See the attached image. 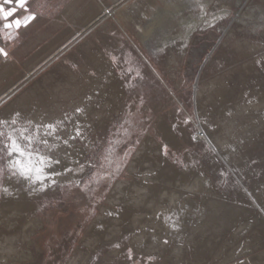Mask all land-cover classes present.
<instances>
[{"label": "rangeland", "instance_id": "1", "mask_svg": "<svg viewBox=\"0 0 264 264\" xmlns=\"http://www.w3.org/2000/svg\"><path fill=\"white\" fill-rule=\"evenodd\" d=\"M27 3L29 12L36 18L27 27L12 30L11 40H6L5 32H0V47L8 52L7 58L0 56V119L10 120L14 113L20 112L25 117L20 115L19 118V124L23 125L26 119L42 123L35 116L48 117L55 122L65 119L68 114L74 122L65 121L66 129L59 134L67 139L74 132L76 121L83 124L85 140L78 138L74 141L79 148L82 147V154L86 153L79 161L85 168L82 173L70 172L67 179L58 180L59 184L49 186L43 192L32 191L24 181L10 178L7 159L0 158V169L3 170L0 174V215L4 208L2 189L7 181L22 185L23 191L30 195L27 203L24 201L26 206L22 212L3 214L4 220L0 222V264H253L258 255L264 260V108L260 104L261 101L264 107V0H209L207 16L196 9L194 0H27ZM0 4H4V0H0ZM4 7L9 5L4 4ZM91 13H96V17L90 21L87 17ZM25 14L20 9L16 15L22 17ZM213 15L216 17L212 20L214 26H209L206 21ZM2 23L0 21V27ZM54 40L55 45L52 44ZM103 66L107 68L104 75L101 71ZM9 68L15 71L12 73ZM211 82L223 84L229 96L223 99L215 92L213 98L207 97V93L212 92ZM197 89L203 94L207 90L203 98H199L201 105H205L200 106L201 111L197 108ZM253 93L256 95L252 96ZM26 96L29 102L34 97L33 110L29 108L31 103L25 101ZM95 98L99 101H94ZM19 100L20 103L25 102L20 104L24 108L18 107ZM240 103L248 107L232 114L231 110L239 107ZM34 106H38V110ZM40 107H45L44 111H40ZM77 108H83V113L76 114ZM26 112L28 114L25 115ZM244 112L247 113L245 119ZM233 115L238 117L235 119L238 122H231ZM226 116L231 119L224 121ZM125 120L130 123H125ZM162 121H167L165 123L174 129V134L177 132L178 144L169 143L165 138L161 125H158ZM252 125L254 130L250 127ZM68 126L71 131H68ZM230 126L232 129L228 128ZM124 129L128 130V136L124 135ZM205 133L209 137L211 133L214 135L213 142L204 138ZM148 137L155 145H161L164 151L167 146L166 162L171 167L187 170L195 178L204 176L210 180L208 189L211 192H205L203 185L193 192L197 208L191 213L193 221L188 218L183 227L187 231L192 227L189 230L192 234L183 229V235L164 240V250L162 246V249H150L137 243L133 235L138 229L133 228L131 222L120 223L121 230L111 234H107L112 230L109 226L99 232L91 230L97 218L110 216L114 219L110 209L121 208L109 197L113 194L111 189L120 183L140 180L131 167H136L133 159ZM222 139H227L226 143ZM116 141L122 142L116 144ZM110 146L115 148V152L109 166L104 156ZM75 148L73 152H76ZM130 148V155L126 160L122 159ZM57 149L51 153L56 157L62 153L60 147ZM230 151H235L232 156ZM79 164L72 168L78 169ZM89 164L95 167H89ZM93 173L104 174L106 178L89 184L88 189L83 190ZM77 181L80 182L79 187L76 186ZM210 196L213 197L208 199ZM207 203L209 214L204 218V204ZM104 231L106 236L100 234ZM108 239L112 240L109 242ZM128 249H132L131 260Z\"/></svg>", "mask_w": 264, "mask_h": 264}, {"label": "bare ground", "instance_id": "2", "mask_svg": "<svg viewBox=\"0 0 264 264\" xmlns=\"http://www.w3.org/2000/svg\"><path fill=\"white\" fill-rule=\"evenodd\" d=\"M76 2V1H75ZM78 2H79V0H78ZM209 3V0H206V5ZM78 4V3H77ZM96 4V3H95ZM94 4V5H95ZM98 4V3H97ZM93 5V6H94ZM70 7H71V4L69 5ZM76 7V6H75ZM100 7H101V5H100ZM98 8V7H97ZM96 8V9H97ZM67 9V8H66ZM72 9V7L70 8V10ZM74 9V8H73ZM92 9V8H91ZM140 9V8H139ZM65 11H68V9L67 10H65ZM98 11H100V10H98ZM140 11V10H139ZM93 12V11H92ZM69 13H70V11H69ZM73 13V12H72ZM89 13H90V11H89ZM97 13V12H96ZM95 13V14H96ZM65 14V13H64ZM71 14V13H70ZM94 13H91V14H87L88 15V17H87V20H92L94 17H96V15H95ZM98 14V13H97ZM69 15V14H68ZM68 15H66L67 17H68ZM77 15V14H76ZM86 15V14H85ZM84 16V15H83ZM62 17V16H61ZM81 17V16H80ZM85 17V16H84ZM76 18V17H75ZM62 19V18H61ZM68 19V18H67ZM69 19H70V16H69ZM68 19V20H69ZM80 19V18H79ZM83 19V18H82ZM78 20V19H77ZM85 22H87L86 20H85ZM70 26V25H69ZM68 29H69V27H68ZM62 35V34H61ZM60 34H59V36H61ZM63 36V35H62ZM61 36V37H62ZM68 37V36H67ZM53 42V41H52ZM248 42V41H247ZM55 40H54V42L52 43V44H54L55 45ZM239 44H240V42H239ZM251 45V44H250ZM249 45V46H250ZM53 46V45H52ZM51 46V48H53ZM49 47H50V44H49ZM49 47H46L45 49H50ZM261 47V46H260ZM45 49L44 50H42V52L43 51H45ZM39 52V51H38ZM38 52H37V54H38ZM46 52H49V51H46ZM243 52V51H242ZM246 52V51H245ZM262 52V51H261ZM36 54V55H37ZM42 54H45V52L44 53H42ZM42 54H39V55H42ZM96 54V53H95ZM252 55V54H251ZM45 56V55H44ZM33 58V57H32ZM37 58V57H36ZM254 58V57H253ZM34 60V59H33ZM35 60H37V59H35ZM99 61L101 60V59H98ZM256 60H258V59H256ZM104 61V60H103ZM254 61V60H253ZM31 62V61H30ZM103 63V62H102ZM102 63H98V64H102ZM247 63V62H246ZM248 63H249V61H248ZM258 63V62H257ZM32 64V63H31ZM34 64V63H33ZM106 64V63H105ZM108 64V63H107ZM28 65V64H27ZM35 65V64H34ZM112 65V64H111ZM102 66V65H101ZM106 66V65H105ZM105 66H103L100 70L101 71H104V72H102L103 73V75H104V73H106L107 72V70H105V69H107ZM239 66V65H238ZM19 67V66H18ZM99 68H100V65L98 66ZM107 67H108V65H107ZM250 67H251V64H250ZM97 68V67H96ZM109 68V67H108ZM238 68V67H237ZM110 69V68H109ZM113 69V68H112ZM9 70L10 71H12V73H13V70H11V68H9ZM9 70L7 71V73H9ZM115 70V69H114ZM238 70V69H237ZM15 71V70H14ZM72 71V70H71ZM100 72V71H99ZM101 73V74H102ZM108 73H110V72H108ZM112 73V72H111ZM110 73V74H111ZM239 73V72H238ZM100 74V75H101ZM107 74V73H106ZM8 75V74H7ZM98 75V74H97ZM111 75H113V74H111ZM5 76H6V74H5ZM102 77V76H101ZM105 77H107V75L105 76ZM115 77V76H114ZM221 77V76H220ZM103 78V77H102ZM101 78V79H102ZM228 78V77H227ZM100 79V78H99ZM98 79V80H99ZM111 79H113L112 77H111ZM226 79V78H225ZM229 79V78H228ZM72 81V80H71ZM83 81V80H82ZM97 81V80H96ZM101 81V80H100ZM103 81V80H102ZM79 82V81H78ZM90 82H92V81H90ZM89 82V83H90ZM104 82H105V78H104ZM109 82V81H108ZM116 82V81H115ZM218 82H220V81H218ZM44 83V82H43ZM64 83V82H63ZM70 83V82H69ZM68 83V84H69ZM84 83V82H83ZM93 83V82H92ZM98 83H99V81H98ZM101 83V82H100ZM103 83V82H102ZM110 83V82H109ZM113 82H111V84H112ZM237 83V82H236ZM243 83H245V82H243ZM59 84V83H58ZM117 84V83H116ZM208 84H210V83H208ZM254 84V83H253ZM37 85V84H36ZM65 85V84H64ZM87 85H89V84H87ZM92 85V84H91ZM106 85V84H105ZM234 85V84H233ZM236 85V84H235ZM256 86H257V84H255ZM38 86V85H37ZM86 86V85H85ZM99 86V85H98ZM100 86H102V85H100ZM253 86V85H252ZM263 86V85H262ZM36 87V86H35ZM55 87V86H54ZM209 87V86H208ZM235 87V86H234ZM264 87V86H263ZM33 88H34V86H33ZM75 88V87H74ZM78 88V87H77ZM82 88V87H81ZM85 87H83V89H84ZM87 88V87H86ZM94 88V87H93ZM102 88V87H101ZM104 88V87H103ZM110 88V87H109ZM112 88V87H111ZM110 88V89H111ZM115 88V87H114ZM113 88V89H114ZM120 88V87H119ZM50 89V88H49ZM90 89V88H89ZM95 89V88H94ZM112 89V91H114ZM204 89V88H203ZM207 89V88H206ZM209 89V88H208ZM210 89H211V93H207L208 94V96L207 97H209V98H213V93H217L221 98H223L224 99V97L226 96V95H228L229 96V94H228V90L226 89V87L222 84H219V83H217V82H211V85H210ZM245 89V88H244ZM260 89H262V88H260ZM34 90H37V89H34ZM40 90V89H39ZM42 90V89H41ZM57 90V89H56ZM63 90H65V89H63ZM78 90H79V88H78ZM85 90V89H84ZM96 90V89H95ZM120 90V89H119ZM247 90V89H246ZM33 91V90H32ZM75 91V90H74ZM80 91H82V90H80ZM94 91V90H93ZM98 91V90H97ZM104 91V90H103ZM116 91V90H115ZM207 91V90H206ZM206 91H205V93H206ZM209 91V90H208ZM256 91H258V90H256ZM27 92V91H26ZM41 92V91H40ZM43 92V91H42ZM69 92V91H68ZM78 92V91H77ZM109 92V91H108ZM245 92V91H244ZM247 92V91H246ZM246 92L244 93V94H246ZM252 92H254V91H252ZM260 92V91H259ZM32 94H33V92H31ZM123 93V92H122ZM205 93L203 94V92L199 89H197V97H196V99H197V108H199L198 109V111L200 110V106H202V105H204V104H202L201 105V103L202 102H200L199 100V98L200 97H202L203 95H205ZM230 93H232V91H230ZM255 93V92H254ZM252 94V96H254V95H256V94ZM257 93V92H256ZM28 94H29V92H28ZM42 94V93H41ZM44 94V93H43ZM47 94V93H46ZM52 94V93H51ZM93 94H95V91H94V93ZM100 94V93H99ZM102 94H104V93H102ZM113 94V93H112ZM116 94V93H115ZM258 94V93H257ZM33 95H36V94H33ZM33 95H31V97L33 96ZM38 95H40V94H38ZM49 95V94H48ZM98 95V94H97ZM108 95V94H107ZM217 95V96H218ZM248 95V94H247ZM23 96V95H22ZM30 96V95H29ZM75 96V95H74ZM86 96V95H85ZM93 96V95H92ZM91 96V97H92ZM95 96V95H94ZM103 96V95H102ZM106 96V95H105ZM112 96V95H111ZM119 96V95H118ZM122 96V95H121ZM243 96V95H242ZM36 97H38V96H36ZM114 97V96H113ZM120 97V96H119ZM244 97H245V95H244ZM257 97H258V95H257ZM260 97H262V96H259V98ZM23 98V97H22ZM30 98V97H29ZM42 97H38V99H41ZM109 98V97H108ZM107 98V99H108ZM203 98V97H202ZM217 98V97H216ZM220 98V99H221ZM227 98V97H226ZM230 98H231V96H230ZM248 98V97H247ZM246 98V99H247ZM254 97H252V99H253ZM18 99H20V97L18 98ZM28 96H26V100L25 101H28V100H30V99H28ZM32 99H34V97L33 98H31V102H29V103H31L30 105V107L29 108H31V107H33V100ZM55 99V98H54ZM98 100V98H95L94 99V101L95 100ZM114 99V98H113ZM113 99H111V101L113 100ZM222 99V100H223ZM248 99H250V98H248ZM261 99V98H260ZM24 100V99H23ZM43 100V99H42ZM49 100V99H48ZM86 100V99H85ZM110 100V99H109ZM205 100H207V98H205ZM212 100V99H211ZM230 100V99H229ZM256 100V99H255ZM257 100H258V98H257ZM262 100V99H261ZM39 101V100H38ZM99 101V100H98ZM228 101V100H227ZM252 101H254V99L252 100ZM263 101V100H262ZM19 102V105L20 104H24L23 102H22V100H21V102L22 103H20V100L18 101ZM34 102H36L35 100H34ZM44 102H46V101H44ZM39 102H36V104H38ZM86 103V102H85ZM91 103V102H90ZM94 103V102H93ZM92 103V104H93ZM115 103V102H114ZM118 103V102H117ZM204 103H205V101H204ZM244 103H246V102H244ZM252 103V102H251ZM255 103V102H254ZM254 103H252V104H254ZM257 103V102H256ZM259 103V102H258ZM15 104V103H14ZM18 103H17V101H16V105H17ZM33 104V105H32ZM40 104H41V102H40ZM39 104V105H40ZM46 104H49V103H47L46 102ZM88 104V103H87ZM223 104V103H222ZM221 104V105H222ZM237 104V103H236ZM241 104V103H240ZM247 104V103H246ZM249 104V103H248ZM260 104H261V106H262V108H264L263 107V105H262V103H261V101H260ZM10 105V104H9ZM38 105V106H39ZM50 105V104H49ZM57 105V104H56ZM209 105V104H208ZM218 105V104H217ZM224 105V104H223ZM230 105V104H229ZM242 105V106H241ZM239 107H236L235 109H232L231 110V113L232 112H241V111H244V109H246L247 107H248V105L247 106H243V104H241ZM245 105V104H244ZM251 105V104H250ZM259 105V104H258ZM23 107L24 108V105H20V106H18V107ZM29 106V105H28ZM28 106H27V108H28ZM38 106H34L36 109L38 108ZM62 106V105H61ZM70 106V105H69ZM76 106V105H75ZM205 106V105H204ZM203 106V107H204ZM219 106V105H218ZM226 106V105H225ZM256 107H257V105H255ZM6 107V106H5ZM56 107V106H55ZM91 107V106H90ZM223 107V106H222ZM252 107H253V105H252ZM25 108H26V106H25ZM26 108V109H27ZM35 108H34V111H36L37 112V110H35ZM45 108V107H44ZM43 108V109H44ZM224 108H227V106L226 107H224ZM261 108V109H262ZM22 109V108H21ZM32 109V108H31ZM43 109H41V107L39 108V110L41 111H44ZM74 109V108H73ZM89 109V108H88ZM103 109V108H102ZM218 109V108H217ZM223 109V108H222ZM229 109V108H228ZM231 109V108H230ZM229 109V110H230ZM249 109H251L250 107H249ZM252 109H254V108H252ZM14 110V109H13ZM33 110V109H32ZM60 110V109H59ZM225 110V109H224ZM26 111V110H25ZM24 110H23V112H25ZM33 111V112H34ZM89 111V110H88ZM102 111V110H101ZM201 111V110H200ZM219 111V110H218ZM228 111V110H227ZM247 111H249L248 109H247ZM255 111V110H254ZM259 111V110H258ZM262 111V110H261ZM30 112V111H29ZM246 112V111H245ZM245 112H244V114H243V116L245 115H247V113L245 114ZM249 112H251V111H249ZM20 113V112H19ZM31 113V112H30ZM35 113V112H34ZM34 113H32V114H34ZM41 113V112H40ZM213 113V112H212ZM228 113V112H227ZM26 114H28V112H26L25 113V115ZM98 114V113H97ZM229 114V113H228ZM233 114V113H232ZM236 114V113H235ZM234 114V115H235ZM257 114H259V112L257 113ZM262 114V113H261ZM260 114V115H261ZM21 115H22V113H21ZM31 115V114H30ZM34 115H36V113L34 114ZM46 114H44V116H45ZM50 115V114H49ZM68 115V114H67ZM83 115V114H82ZM85 115V114H84ZM83 115V116H84ZM216 115V114H215ZM233 115V116H234ZM240 115V114H239ZM23 116V115H22ZM28 116V115H27ZM46 116H48V115H46ZM60 116V115H59ZM59 116H58V118H59ZM228 116V115H227ZM225 117L226 118V120L225 119H223L224 121H227V118H230V117ZM243 116H242V118H243ZM245 116H244V119H245ZM30 117H32V116H30ZM36 118L37 117H39L40 119H41V121L40 122H42V123H51L52 122V120L51 119H49L48 117H40V116H35ZM253 117H254V115H253ZM258 117V116H257ZM22 118V117H21ZM23 118L25 119V117L23 116ZM39 118H37V119H39ZM53 118H55V117H53ZM57 118V117H56ZM57 118V119H58ZM82 118H84V117H82ZM81 118V119H82ZM85 118H86V116H85ZM241 118V117H240ZM255 118H256V115H255ZM254 118V119H255ZM33 119H35V118H33ZM56 119V120H57ZM74 119V118H73ZM79 119V118H78ZM164 119V118H163ZM163 119H161V120H163ZM231 119V118H230ZM232 121L231 122H238V121H235V119H238V117H236V116H234V117H232ZM253 119V120H254ZM257 119V118H256ZM23 120V119H22ZM64 120V119H63ZM229 120V119H228ZM26 121H27V119H26ZM54 121V120H53ZM81 121V120H80ZM82 121H84L83 119H82ZM220 121H222V120H220ZM243 121V120H242ZM245 121V120H244ZM251 121V120H250ZM257 121H258V119H257ZM262 121V120H261ZM37 123H38V120L36 121ZM71 123H73L72 122V120L70 121ZM165 122H167V121H162L161 122V124H158V125H161L160 127L163 129V131H164V136H165V138L169 141V143L171 142V143H173V144H178V140H177V138H176V136H178V135H176L175 136V134L177 133H175L174 134V132H173V130L171 129V128H169V124L167 125ZM229 123H230V121H228ZM239 122H241L240 120H239ZM85 123V122H84ZM92 123V122H91ZM244 123V122H243ZM243 123H242V125H243ZM246 123V122H245ZM249 123V122H248ZM251 123V122H250ZM261 123V122H260ZM70 125V123H67V125ZM207 124V123H206ZM232 124V123H231ZM239 124H241V123H239ZM238 124V125H239ZM253 125H254V123H252ZM66 125V124H65ZM81 125V124H80ZM83 125V124H82ZM81 125V126H82ZM222 125V124H221ZM226 125H228V124H225L224 126H226ZM230 125V124H229ZM228 125V126H229ZM250 125V124H249ZM249 125H247V126H249ZM253 125L252 126H250V127H253ZM71 126V125H70ZM235 126V125H234ZM237 126V125H236ZM243 126H245V124L243 125ZM159 127V128H160ZM65 128V127H64ZM70 127L68 126V129H69ZM72 128V127H71ZM86 128V127H85ZM200 128V127H199ZM203 128V127H202ZM229 129L231 128L232 129V127L230 126V127H228ZM245 128V127H244ZM247 128V127H246ZM256 128V127H255ZM66 129V128H65ZM233 129H235V128H233ZM238 129V128H237ZM248 129V128H247ZM250 129V128H249ZM158 130V129H157ZM226 130H228V129H226ZM253 130H254V127H253ZM256 130V129H255ZM63 131V130H62ZM66 131V130H65ZM68 131H71L70 129L68 130ZM89 131V130H88ZM181 131V130H180ZM236 131H238V130H236ZM244 131V130H243ZM248 131V130H247ZM246 131V133L248 134V132ZM250 131V130H249ZM64 132V131H63ZM223 132V131H222ZM231 132V131H230ZM233 132V131H232ZM251 132V131H250ZM90 133V132H89ZM163 133V132H162ZM186 133V132H185ZM209 133V132H208ZM216 133H218L217 131H216ZM236 133V132H235ZM232 134L233 136L234 135H236V134ZM240 133V132H239ZM65 134V133H64ZM220 134V133H219ZM67 135V134H66ZM71 135H74V132H72V134ZM84 135V134H83ZM184 135V134H183ZM187 135V134H186ZM208 135V134H207ZM206 135V133H205V135H203L204 136V138L208 141V142H213L212 140H214V135L212 136V133H211V136L209 137V136H207ZM216 135V139H217V134H215ZM224 135V134H223ZM228 135V134H227ZM239 135V134H238ZM242 135V134H241ZM244 135V134H243ZM225 136H226V134H225ZM232 136V137H233ZM240 136V135H239ZM223 137V136H222ZM229 137V136H228ZM63 138H65V137H63ZM212 138V139H211ZM180 139V138H179ZM215 139V140H216ZM229 139H230V137H229ZM232 139H234V138H231V140ZM242 139V138H241ZM83 140H85V138L83 139ZM145 140V139H144ZM184 140V139H183ZM218 140V139H217ZM224 139H222V141H223ZM227 140V139H226ZM225 140V141H226ZM237 140V139H236ZM77 141V140H76ZM225 141H223V143L225 142ZM228 141H230V140H228ZM233 141V140H232ZM231 141V142H232ZM235 141V140H234ZM181 142V141H180ZM179 142V143H180ZM237 142V141H236ZM235 142V143H236ZM57 143L60 145L59 147H60V149H61V151H62V153L60 152V154L57 156V158H59L60 160H61V163L59 164V165H55V169L57 170V171H63V169H64V167H70V168H72L73 167V165H75V163H73V161L74 160H78V161H80L82 158V156L83 155H85L86 153L84 152V154H82V149H80V148H82V147H78L77 145H76V143H75V141H69V145L68 146H66V145H64L63 143H62V141H57ZM182 143V142H181ZM226 143V142H225ZM234 142H232V144H233ZM238 143H240V142H238ZM142 144H143V146H142ZM141 144V146H142V148L140 149V151H139V153H138V155L136 156V158H135V160L133 159V161L136 163L135 165H136V167L135 166H132L131 167V170H132V172H135V173H137L139 176H140V180H137V181H135V182H133V183H129V184H122V183H120V184H116L115 186L116 187H114V189H111L112 191L111 192H113V194L110 196V194H109V197L111 198V199H113V201L114 202H118L120 205H121V208L120 209H114L113 208V210L112 209H110L111 211H112V217L114 218V219H112V218H109L110 216H106V217H103V216H100L99 218H97L96 220H95V222H94V224L92 225V227H91V230H95V231H97V232H99V231H102L103 229H105L106 227H111L112 228V230L109 232V233H107V232H102V233H100V234H102L103 236H106L105 234L107 233V234H111L112 232H114V231H120L121 229H120V227H122V226H120V223L121 224H123V223H125V222H131V225H133V228H136V229H138V232H136V234L135 235H133L134 236V239H135V241L137 242V243H141L142 244V246H143V244L144 245H146L148 248H150V249H152V248H160V246H162V244H163V242H164V240H166V239H172V237H176L177 238V236H181V235H183V227L185 226V223L187 222V220H189V221H193L192 220V214L191 213H193L194 211H195V209L197 208V206H195V205H197L196 203H195V198H193V192H194V190H196L197 188H199L200 186H202L203 185V188H205L204 190H205V192H209L210 190L208 189L209 188V183H210V180L208 179V178H205L204 176L203 177H199V178H195L193 175H191L187 170H185V171H180V170H178L177 168H175V166L174 167H171L172 165H169L166 161H167V155L165 154V151H164V148L161 146V145H155L154 144V142L152 141V139L150 138V137H148V138H146V140H145V142H143ZM157 144V143H156ZM211 144V143H210ZM213 144V143H212ZM231 144V143H230ZM167 145V144H166ZM182 145V144H181ZM180 145V146H181ZM223 145V144H222ZM221 145V146H222ZM226 145V144H225ZM224 145V146H225ZM229 145V144H228ZM76 148H75V147ZM173 146V145H172ZM175 146V145H174ZM179 146V147H180ZM213 146H215V148H217L218 146L220 147V145H218L217 147H216V145H213ZM224 146H223V148H224ZM235 146V148H236V145H233V147ZM245 146V145H244ZM59 147H58V149H59ZM178 147V146H177ZM226 147H228V146H226ZM73 148H75V150H76V152H73L74 150H73ZM176 148V147H175ZM231 148V147H230ZM239 148V147H238ZM57 149V150H58ZM63 149V150H62ZM139 149V148H138ZM221 149V148H220ZM227 149V148H226ZM228 149H229V147H228ZM227 149V150H228ZM167 150V149H166ZM231 151H232V149H230ZM238 150V149H237ZM56 151V150H55ZM60 151V150H59ZM230 151V155H231V153H234L235 151H233V152H231ZM186 152V151H185ZM237 152V151H236ZM240 152V151H239ZM245 152V151H244ZM59 153V152H58ZM57 153V154H58ZM66 153H67V155H66ZM56 154V155H57ZM170 154H171V152H170ZM222 154H223V152H222ZM136 155V154H135ZM134 155V156H135ZM226 155V154H225ZM224 155V156H225ZM233 155V154H232ZM231 155V156H232ZM243 155H245V154H243ZM54 156V155H53ZM169 156V155H168ZM56 157V156H55ZM84 157V156H83ZM187 157V156H186ZM226 157H229L230 158V156H226ZM240 157V156H239ZM243 157V156H242ZM81 158V159H80ZM227 159V158H226ZM188 160H190V158L188 159ZM187 160V161H188ZM243 160V159H242ZM227 161V160H226ZM232 161V160H231ZM235 162V161H234ZM85 163V162H84ZM88 163V162H87ZM189 163H190V161H189ZM234 164V163H233ZM133 165V164H132ZM192 165V164H191ZM190 166V165H189ZM178 167V166H177ZM77 168V167H76ZM188 168V167H187ZM195 168H196V166H195ZM130 172V171H129ZM128 172V173H129ZM74 173V172H73ZM193 173H194V171H193ZM133 174V173H132ZM198 174V173H197ZM204 173H202V175H203ZM69 175H70V172L69 173H67V174H65V175H62V176H58V177H56V180L58 181H62V180H65V179H67L68 177H69ZM205 175V174H204ZM77 176V175H76ZM82 176V175H81ZM206 176V175H205ZM209 177V176H208ZM74 178V177H73ZM79 178H80V175H79ZM135 178V177H134ZM16 180H18V179H16ZM21 181H24L23 179H20ZM132 180V179H131ZM6 181V180H5ZM72 181V180H71ZM212 181V180H211ZM25 182V184L26 185H28L27 184V182L26 181H24ZM123 182V181H122ZM131 182V181H130ZM118 183V182H117ZM125 183H127L126 181H125ZM24 183H23V186H25L26 187V185H25ZM57 184H59V183H57ZM29 186V185H28ZM22 187V185L21 186H18L17 184H15V183H13V182H10V181H7L6 183H5V185H4V188H8V192H4V200H2V204L4 205V208H2V212H3V214L4 215H7L8 213V215H10V214H13V215H16V213H20V212H22L24 209H25V204H24V201L26 202V200H27V198H28V196H30V195H28V193H26L25 191H23V189L21 188ZM38 187V186H37ZM28 188V187H27ZM52 188V187H51ZM212 188V187H211ZM114 190V191H113ZM202 191V190H201ZM196 192V191H195ZM211 192V191H210ZM198 193V192H197ZM218 193V192H217ZM202 194V193H201ZM209 194V193H208ZM51 195V194H50ZM198 195V194H197ZM204 195V194H203ZM202 195V196H203ZM214 195V194H213ZM32 196V195H31ZM200 196V195H199ZM206 196V195H205ZM209 196V195H208ZM204 197V196H203ZM213 196H210V198H208V199H211ZM201 199H202V197H200ZM216 198V197H215ZM214 198V199H215ZM219 198V197H218ZM220 199H222L221 197H220ZM198 200H200V199H198ZM197 199H196V201H198ZM205 200V199H204ZM217 200V199H216ZM223 200V199H222ZM23 201V202H22ZM34 201V200H33ZM206 201V200H205ZM214 201V200H213ZM212 201V202H213ZM217 201H219V200H217ZM221 201V200H220ZM31 202V201H30ZM108 202H110V200L108 201ZM215 202V201H214ZM223 202H224V200H223ZM27 203V202H26ZM200 203L201 202H199V205H200ZM209 203V202H208ZM204 204V210H205V216L207 215L208 216V214H209V204ZM225 203V202H224ZM1 204V205H2ZM118 204V205H119ZM202 204V203H201ZM222 205V204H221ZM227 205V204H226ZM226 205H224V206H226ZM229 206H230V204H228ZM32 206V208H33V205H31ZM31 206H29V207H31ZM35 206V205H34ZM110 206V205H109ZM109 206H108V208H109ZM114 206V205H113ZM195 206V207H194ZM212 206V205H211ZM210 206V207H211ZM224 206H223V208H224ZM107 207V206H106ZM227 207V206H226ZM111 208V207H110ZM214 208V207H213ZM218 208V207H217ZM216 208V209H217ZM28 209V208H27ZM105 209V208H104ZM103 209V210H104ZM198 209L200 210V208L198 207ZM212 209V208H211ZM215 209V208H214ZM107 210H109V209H107ZM229 210H231V209H229ZM229 210H227V211H229ZM242 210V209H241ZM201 211V210H200ZM215 211V210H214ZM213 211V212H214ZM223 212H224V210H223ZM3 214L2 215H0V222L1 221H3L4 219H3ZM191 214V215H190ZM227 214V213H226ZM110 215H111V212H110ZM204 215V214H203ZM222 215V214H221ZM221 215H219V217L221 216ZM225 215V214H224ZM195 216V215H194ZM207 216L206 217H204V218H207ZM218 216V215H217ZM170 217V219H166V218H169ZM14 218V217H13ZM189 218V219H188ZM216 218V217H215ZM10 221V220H9ZM14 221V220H13ZM12 221V222H13ZM41 221V220H40ZM186 221V222H185ZM11 222V223H12ZM28 222V221H27ZM37 222H38V220H37ZM196 222H198V219H197V221ZM201 222V221H200ZM228 222V221H227ZM226 222V223H227ZM241 222V221H240ZM251 222V221H250ZM189 223V222H188ZM190 223H195V222H190ZM226 223L225 224H223V225H226ZM230 223V222H229ZM248 223V222H247ZM14 224H16V223H14ZM31 224V223H30ZM37 224V223H36ZM129 224V223H128ZM237 224V223H236ZM239 224H241V223H239ZM17 225V224H16ZM23 225V224H22ZM34 225V224H33ZM37 225H39V224H37ZM175 225V226H174ZM193 225V224H192ZM191 225V226H192ZM200 225H202V223L200 224ZM217 225H219V224H217ZM228 225V224H227ZM247 225H249V224H247ZM21 226V225H20ZM187 226H189V225H187ZM186 226V227H187ZM191 226H189V227H191ZM211 227H212V225H210ZM14 227H15V225H14ZM16 227H18V225L16 226ZM128 227V226H127ZM196 227V226H195ZM194 227V228H195ZM240 227V226H239ZM2 228V227H1ZM124 228V227H123ZM130 228V227H129ZM128 228V229H129ZM192 228V227H191ZM190 228V229H191ZM201 228V227H200ZM217 228V227H216ZM221 228V227H220ZM234 228V227H233ZM237 228V227H236ZM12 229V228H11ZM21 229H23V228H21ZM120 229V230H119ZM126 229V228H125ZM190 229H188V231L186 230V229H184V230H186L190 235L192 234V233H190L189 232V230ZM198 229V228H197ZM224 229V228H223ZM241 229V228H240ZM33 230V229H32ZM89 230V229H88ZM206 231H208L209 230V228H206L205 229ZM234 230V229H233ZM241 230H243V229H241ZM4 231V230H3ZM35 231V230H34ZM90 231V230H89ZM131 231V230H130ZM183 231V232H182ZM203 231V230H202ZM221 231H222V229H221ZM5 232H6V230H5ZM127 232H129V231H127ZM186 232V233H187ZM223 232V231H222ZM10 233V232H9ZM22 233V232H21ZM88 233V232H87ZM198 233V232H197ZM203 233V232H202ZM126 234V233H125ZM125 234H122V236L124 235V236H126ZM129 235L131 234V233H128ZM127 234V235H128ZM204 234V233H203ZM206 234V233H205ZM240 234V233H239ZM19 235V234H18ZM128 235V236H129ZM186 235H188V234H186ZM27 236V235H26ZM204 236H206V235H204ZM220 236V235H219ZM4 237V236H3ZM119 237V236H118ZM130 237H132V236H130ZM190 237V236H189ZM192 237V236H191ZM213 237V236H212ZM218 237V236H217ZM216 237V238H217ZM16 238V237H15ZM104 238H106V237H104ZM115 238H117V237H115ZM183 238H185V237H183ZM2 239V238H1ZM0 239V240H1ZM7 239V238H6ZM118 239V238H117ZM116 239V240H117ZM131 239V238H130ZM188 239V238H187ZM218 239V238H217ZM109 240H112V239H108V241ZM124 240V239H123ZM133 240V239H132ZM132 240H130L131 241V243H132ZM6 241H8V239L6 240ZM104 241V240H103ZM118 241H120V240H118ZM204 241H206V240H204ZM14 242V241H13ZM84 242V241H83ZM100 242V241H99ZM110 242V241H109ZM124 242H125V240H124ZM176 241L174 240V243H175ZM181 242V241H180ZM180 242H179V244H180ZM189 242V241H188ZM122 243V242H121ZM127 243V242H126ZM100 244V243H99ZM103 244H106L105 242L103 243ZM141 244H140V246H141ZM170 244V243H169ZM189 244H190V242H189ZM86 245V244H85ZM95 245V244H94ZM175 245V244H174ZM182 245H183V243H182ZM187 245V244H186ZM192 245H193V241H192ZM191 245V246H192ZM4 246H5V244H4ZM99 246V245H98ZM127 246V245H126ZM134 246V245H133ZM169 246V245H168ZM171 246V245H170ZM176 246V245H175ZM185 246V243H184V245H183V247ZM101 247V246H100ZM138 247V246H137ZM185 247H187V246H185ZM196 247V246H195ZM125 248V247H124ZM134 249H135V247H133ZM140 248V247H139ZM143 248V247H142ZM162 248H163V246H162ZM162 248H160V249H162ZM182 248V247H181ZM248 248V247H247ZM118 249V248H117ZM122 249V248H121ZM120 249V250H121ZM133 249V250H134ZM141 249V248H140ZM146 249V248H145ZM149 249V250H150ZM186 249V248H185ZM188 249V248H187ZM242 249V248H241ZM244 249V248H243ZM250 249H252V248H250ZM2 250V249H1ZM98 250V249H97ZM119 250V249H118ZM125 250H126V248H125ZM124 250V251H125ZM132 250V249H131ZM138 250V249H137ZM147 251H148V249H146ZM158 250V249H157ZM156 250V251H157ZM162 250H164V248L162 249ZM193 250V249H192ZM196 250V249H195ZM81 251V250H80ZM85 251V250H84ZM114 251V250H113ZM122 251V250H121ZM138 251H140V250H138ZM143 251V250H142ZM155 251V250H154ZM179 251V250H178ZM185 251V250H184ZM1 252V251H0ZM123 252V251H122ZM144 252V251H143ZM149 252V251H148ZM160 252V251H159ZM183 252V251H182ZM181 252V253H182ZM194 252H196V251H194ZM235 252V251H234ZM240 252H242V251H240ZM261 252V251H260ZM93 253V252H92ZM114 253H116L115 251H114ZM117 253H118V251H117ZM120 253V252H119ZM152 253V252H151ZM161 253V252H160ZM180 253V254H181ZM1 254V253H0ZM81 254L83 255L82 257H84V254L81 252ZM113 254V253H112ZM127 254V253H126ZM158 254V253H157ZM186 254V253H185ZM184 254V255H185ZM77 255V254H76ZM116 255V254H115ZM122 255V254H121ZM125 255V254H124ZM163 255H164V253H163ZM187 255V254H186ZM185 255V256H186ZM75 256V255H74ZM119 256V255H118ZM181 256V255H180ZM3 257H5L4 255H3ZM81 257V256H80ZM126 257H127V255H126ZM197 257V256H196ZM1 258V257H0ZM109 258V257H108ZM177 258V257H176ZM259 258V259H258ZM262 258V257H261ZM260 258V255H258L257 256V258H256V260H253V264H264V260L263 259H261ZM85 259V258H84ZM183 259V258H182ZM82 260V259H81ZM86 260V259H85ZM185 260V259H184ZM187 261V260H186ZM184 262V261H183ZM182 262V263H183ZM236 262V261H235ZM181 263V262H180ZM236 264V263H235Z\"/></svg>", "mask_w": 264, "mask_h": 264}, {"label": "snow or ice", "instance_id": "3", "mask_svg": "<svg viewBox=\"0 0 264 264\" xmlns=\"http://www.w3.org/2000/svg\"><path fill=\"white\" fill-rule=\"evenodd\" d=\"M4 4L9 5L5 8ZM4 4H0V21H2V27L0 32H5L4 38L11 40L13 38L12 30L18 31L21 27H27L28 24L33 21L36 16L34 13H30L28 9L27 0H4ZM15 6H11V5ZM196 9L203 13L204 16L208 15L206 0H194ZM23 9L25 15L17 17L18 10ZM216 17L213 15L210 20L206 21L209 26H214L212 20ZM7 30V31H5ZM0 56L8 57V52L0 47ZM115 57L113 60L115 61ZM132 71L131 68L128 69ZM137 75L139 73L137 72ZM83 108L75 109L76 114L83 113ZM20 113L16 112L12 115L11 119H0V158L7 159V169L11 177L17 179H23L27 182L32 191H45L49 186H55L57 184L56 177L65 175L69 172H83L85 165L79 164L78 160H74L73 163L79 164L78 169L70 167H64L63 171H57L55 165H59L61 160L51 153H53L60 145L57 141H62L66 146L69 145V141L76 139H83V131L79 121L73 125L74 135H69L67 139H64L59 133L65 127V121H71L72 117L65 116L64 120H57L51 123H34L31 120L25 122V124H19ZM125 123L130 121L125 120ZM185 123H188L186 120ZM123 128V125L120 126ZM124 135L128 136V130L124 129ZM51 138V139H49ZM195 140L196 137L193 136ZM122 141H116V144ZM110 141V145H111ZM165 146V154L166 153ZM132 149L124 153L122 159L126 160L130 155ZM115 152L114 147L106 149L104 160L110 166L113 163V154ZM67 155V153H66ZM89 167H95V165L89 164ZM119 162H117V170H119ZM104 167V165H101ZM0 169V174H2ZM106 176L101 173H93L91 178L84 184V189L87 190L89 184L99 183L105 179ZM79 181L76 182V186L79 187ZM38 186V187H37ZM4 192H8V188L2 189ZM166 219H170L166 218ZM175 226V225H174ZM167 243V241H165ZM116 247H119L117 244ZM128 258L132 259V250L128 249Z\"/></svg>", "mask_w": 264, "mask_h": 264}]
</instances>
